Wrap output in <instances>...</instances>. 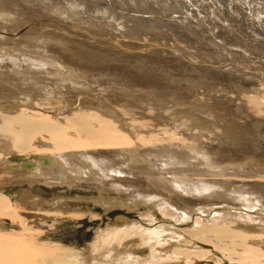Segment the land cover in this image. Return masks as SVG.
<instances>
[{"label": "bare ground", "instance_id": "obj_1", "mask_svg": "<svg viewBox=\"0 0 264 264\" xmlns=\"http://www.w3.org/2000/svg\"><path fill=\"white\" fill-rule=\"evenodd\" d=\"M65 1L0 0V18L40 23L44 13L82 4ZM80 1L117 26L121 8L140 12L142 27L161 38L173 35L154 18L169 15L184 41L169 47L187 49L176 54L182 67L230 61L259 70L232 67L217 92L173 95L155 76L147 84L136 81L141 73L133 81L128 70L82 64L79 51L94 40L75 39L79 18L45 26L56 46L33 31L28 43H11L0 22V231L13 234L0 237V264H264V0H151L152 8L144 0ZM192 96L201 105L189 106ZM234 100L241 112L227 117L225 101ZM18 183L28 189L14 196ZM36 183L78 195L47 201L32 193ZM116 207L138 219L97 228L82 248L43 240L65 217L105 221Z\"/></svg>", "mask_w": 264, "mask_h": 264}, {"label": "rangeland", "instance_id": "obj_2", "mask_svg": "<svg viewBox=\"0 0 264 264\" xmlns=\"http://www.w3.org/2000/svg\"><path fill=\"white\" fill-rule=\"evenodd\" d=\"M55 1H58V2L60 1L61 3H64L63 1L65 0H54V2ZM70 1H73L74 3L81 2L82 4L80 5V7H77V10H75V12L71 11V9L69 8V10H66L62 14H54V13L45 14L44 13V16L45 15L46 16L43 20L40 21V23H39V20L32 21L30 18L28 19L25 16H23V18L20 19L19 21H16V22L14 21L13 23L2 20L0 18L1 23H5V24L7 23L6 25L8 27L9 26L11 27V28L9 27L7 31L9 32V34H12V37H10L9 42L11 43L17 42L21 44H26L29 41H31V39H28L26 37L27 32L33 31L31 35L29 36L36 37L38 35H42L41 37L42 40L40 41H43L45 39L47 40L48 38H53L52 40L47 41V44L56 46V43L54 42V40H56L57 37L56 36L51 37V34L42 32L45 30V26L51 25V26H48V29L53 30V27H59L60 25L61 26H68V24L73 25L74 19L79 18L78 20L80 22L78 25L79 27H77V25L74 24V26L77 28L76 31H74V34L77 35L75 39L85 42V40L81 39L80 37V35H82V36H86L85 38L88 37L90 40L91 38L92 40H94V42H91V44L86 41L88 45L86 47L85 46L82 47L83 49L79 51L80 53L83 52L81 55L82 60H79L82 64H84L86 67H90L89 68L90 70L92 69L95 70V68L97 67L96 68L97 70L101 69L102 71H106L105 72L106 74H107V71L108 72L110 71L111 74L112 73L122 74L124 71L127 72L128 70L130 74H133V75H130V79H132L133 81L139 78V76L141 77L145 75L144 77H141L140 79H137L136 81L138 82L141 81L143 83L148 82L147 84H149V81H152L153 77L155 76V78H157V80L160 82V83L159 82L155 83V86L157 88L160 87L161 90H164V88H166L169 90V92L174 90L172 92L173 95L181 94L184 97H186V95H192V94L198 93L202 88H205V87L210 89L209 91L212 90L213 92H217V90L221 87L223 82H224L223 83L224 85L227 81H231V77L229 76L234 71H230L231 69L229 70V68H232V67H234V69L242 70V67L245 66L247 67V71H245V73L250 72L248 73L249 75L251 73H258L259 69L250 68L249 65L246 66L244 62H239V64H236V63H230V61L229 62L227 61L225 63V64H228L227 67H220V66L218 67L219 64L215 65L212 62L211 63L206 62L204 64L200 63L203 61L198 62L199 65H204L208 67L206 71L205 70L194 71L190 63L185 65L184 67L180 66L179 64L184 65L185 60L179 59L176 56V54L179 53L180 55L183 56L185 55L187 49L184 48L186 46L183 47L184 49L169 47V45H173V44H176V45L184 44V41L182 39H177V37L173 34V31L171 30V26L169 25V22H168L170 20L169 15L167 18H164V17L157 18L155 17V14L151 16L152 18L155 17L154 19H158L160 21L159 22L160 25L164 26L163 30L166 31L167 28L169 27L168 31L172 32L173 36L167 38L164 35L165 38H161L157 36L158 34L157 32L149 33L146 29H144V27H142V20H141L140 12H138L137 14H132V13L129 14L128 10H126L125 8H121L119 11H117L120 13L121 23H120V26L119 25L117 26L114 23L108 22V20L103 19V17H99L98 21L94 19V17H92L94 13L91 10L89 11V7L87 4H86V7H82L84 5L82 1L68 0L67 1L68 5H70L69 4ZM83 1H88V0H83ZM144 2L149 8H152L155 4L151 0L150 1L144 0ZM33 8H35V10L38 11L36 7H33ZM69 16L72 18H70ZM51 21H55L56 23H59V24H55ZM116 22H118V20ZM13 24L15 26H13ZM36 28H40V30ZM78 28L85 29V32L82 33L81 31H79ZM91 30L94 33H92ZM5 31H6L5 29H0L1 33H4ZM35 32L37 33L34 34ZM71 32L73 33V31ZM144 38H146V40H143ZM107 47L108 48L111 47L112 49L119 52V54L113 53L114 51L110 53ZM92 50L94 52L89 54ZM188 51L191 52L192 49H188ZM77 55H80V54H77ZM76 59L78 60V58ZM9 64L10 66H12L11 62H9ZM124 64L127 66V68L126 66H124ZM120 65H122V67L124 66V68L126 69H123V71L117 70L116 66H120ZM103 66L106 68H104ZM198 67L200 68L202 66H198ZM222 71H224V73ZM138 74L140 75L138 76ZM248 74L246 75L249 76ZM202 75L204 76L202 77ZM142 78H144V80ZM210 78H214V79H210ZM207 81L209 82L207 83ZM234 90L237 91L236 88ZM192 97L187 98V100L190 101V102H187L189 106L195 107V105L196 106L201 105V104H198L196 101H194L193 100L194 97L193 98ZM225 103L227 104L225 108L227 117L229 114H237L241 112L239 109V106L237 105L236 100L232 102L225 101ZM204 110H207V108ZM245 112H246V109H245ZM236 118L238 119L239 122L241 121L239 117H234L236 121H237ZM221 146H225V145L221 144ZM20 184L21 183H18L17 186L16 184L11 185V188H14L12 190L14 196L15 195L17 196L16 191L19 190V194H20L21 192L28 189V187H23ZM35 185H37V187L33 186L32 193L34 192L33 194H37L38 197L42 199L44 198V200H47V201H49V199H52L58 196H64V195L67 197V199L75 200L74 198H76V196L78 195V194H75L74 192H71L73 191V189L70 190V188L68 189L67 187H63L64 188L63 189L61 187H55V186L47 187L45 185L37 184V183ZM41 185L42 187H40ZM20 187H23V188H20ZM50 187H54V189ZM80 202H83V204L85 205V208L91 207L90 202H88L87 200H80ZM119 208L121 207L114 208V210H112V212H110L109 215H106V217L104 216V218L106 219L105 221H102L101 218L96 219L95 221H92L90 218L87 217L84 220H82V222L80 223L79 220L65 217V219L58 221L59 223L57 222L55 228H52V230L50 229L46 233L45 238L43 240L45 241L54 240V241L63 243L64 245L78 246L82 248L85 244L93 241L96 235L97 228L99 227L105 228L107 226V223H110V222L111 224L114 222L119 223L123 218L125 219L126 217H128L126 221L127 220L134 221L138 219V214L134 213L135 214L134 215L133 213L127 212L128 210L126 211V209L124 208H121V209ZM131 214H133V217L128 216ZM5 229L4 230L6 232L4 230H3V233L0 231V237L3 234L5 235L6 233L7 234L5 236L4 235L2 236L3 238H5L6 236L12 237L13 234H11V232L8 231L9 229L8 228H5ZM212 263L215 264L214 261H208V264H212Z\"/></svg>", "mask_w": 264, "mask_h": 264}]
</instances>
